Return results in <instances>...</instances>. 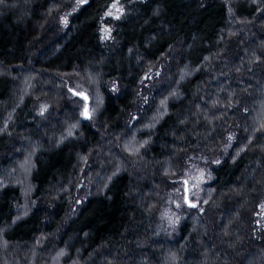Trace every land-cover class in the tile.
<instances>
[{
	"label": "trees",
	"instance_id": "1",
	"mask_svg": "<svg viewBox=\"0 0 264 264\" xmlns=\"http://www.w3.org/2000/svg\"><path fill=\"white\" fill-rule=\"evenodd\" d=\"M115 2L0 0V264H264V0Z\"/></svg>",
	"mask_w": 264,
	"mask_h": 264
},
{
	"label": "rangeland",
	"instance_id": "2",
	"mask_svg": "<svg viewBox=\"0 0 264 264\" xmlns=\"http://www.w3.org/2000/svg\"><path fill=\"white\" fill-rule=\"evenodd\" d=\"M85 0H77L78 3H82ZM115 5V7H113ZM121 8L117 2L113 3L106 13L108 17H117L121 13ZM104 35H106V29L103 30ZM88 112V108L84 107L80 113L81 116ZM220 158V157H219ZM216 160V159H215ZM207 159L195 158L192 157L188 159L186 167L184 169V174L186 175V182L188 184V191L194 193L198 191L200 185L206 181V165ZM181 187H178L172 191L165 202L164 207L160 212V219L162 221L163 231L166 234H171L177 224L181 219L182 214V190ZM259 217L264 221V202L260 206Z\"/></svg>",
	"mask_w": 264,
	"mask_h": 264
},
{
	"label": "snow or ice",
	"instance_id": "3",
	"mask_svg": "<svg viewBox=\"0 0 264 264\" xmlns=\"http://www.w3.org/2000/svg\"><path fill=\"white\" fill-rule=\"evenodd\" d=\"M113 7H115V5H113Z\"/></svg>",
	"mask_w": 264,
	"mask_h": 264
}]
</instances>
